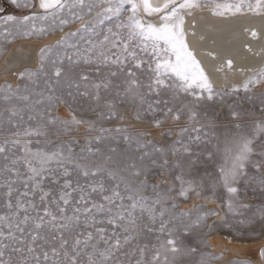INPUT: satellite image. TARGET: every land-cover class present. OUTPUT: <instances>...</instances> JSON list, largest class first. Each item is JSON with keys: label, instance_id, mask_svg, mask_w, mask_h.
Masks as SVG:
<instances>
[{"label": "snow or ice", "instance_id": "1", "mask_svg": "<svg viewBox=\"0 0 264 264\" xmlns=\"http://www.w3.org/2000/svg\"><path fill=\"white\" fill-rule=\"evenodd\" d=\"M8 3L29 12L0 15L3 43L63 31L72 21L80 27L66 32L55 44L40 48L38 67L19 73L21 80L34 86L30 89L25 85L26 94L11 84L0 88L10 105L5 109L7 129L0 120V207L6 209L0 214V264H161V257L163 264H192L190 258L199 252V244L192 242L205 235L204 229L210 234L223 225L237 235L258 229L264 236V91L258 95L252 91L264 84V68L241 86L216 89L189 46L188 35L195 32L186 29V24L195 28V13L205 9L221 18L264 16V0ZM2 13L5 8L0 7ZM77 35L83 43H70ZM250 36L258 39L259 33L251 30ZM227 67H232L230 59ZM92 73L102 78L94 80ZM241 87L246 101L259 100L261 118L257 121L252 109L232 102L228 105V125L218 135L216 108L223 107ZM102 91L114 95L112 101L105 102L107 112L99 113L98 119L111 118L114 102L129 98L139 101V111H144L156 128L185 116L197 122L202 118L205 123L191 129L197 134L189 133L187 142L182 136L167 150L154 147L157 158H151L153 152L149 151L134 156L133 152L147 148L151 141L126 128L115 130L124 133L126 149L121 150L116 141L107 144L105 152L92 147L93 139H88L87 147L76 153L72 149L76 141L62 138L72 137L82 126H87L89 133L97 130L96 120L86 114L101 107ZM148 96L155 99H146ZM14 100L22 101L23 107H17ZM36 105H43V110L36 111ZM61 107L67 111L66 118L57 115ZM26 111L28 121L35 120V124L25 127ZM33 138L40 146L33 148ZM105 139L95 137L94 141L98 145ZM213 140L214 149L208 147ZM208 165L213 166L211 171ZM157 169L165 181L178 169L175 181L179 187L174 184L157 192L158 186L151 183ZM149 187L156 192L155 199L144 194ZM218 188L226 190V202L217 195ZM94 193L100 194L103 203L93 198ZM194 197L220 199L224 216L204 205L194 204L188 210L181 207ZM253 198L259 206L251 203ZM212 217H219L218 223L210 225ZM154 232L160 234L158 239L163 237L158 246L150 248L139 242ZM253 257L235 264H264V246ZM197 264L207 262L201 256Z\"/></svg>", "mask_w": 264, "mask_h": 264}, {"label": "rangeland", "instance_id": "2", "mask_svg": "<svg viewBox=\"0 0 264 264\" xmlns=\"http://www.w3.org/2000/svg\"><path fill=\"white\" fill-rule=\"evenodd\" d=\"M0 7L5 8V13H2L0 15L5 14H15L17 16H21L24 14H27L29 12L28 9H15L14 7L10 6L8 3V0H0ZM108 22H106L107 24ZM80 27V23L76 21L70 22L68 25L64 26L63 31L57 30L52 34L45 35L42 37H32L28 39H16L11 44H6L0 41V46L3 47L4 51L0 52V62L4 59L5 55L7 54L8 50L13 46L21 43H35L38 45L37 47V53L35 57H32L31 61H28L27 64H25L23 67H21L19 70L11 69L9 72H7L6 75L1 74L0 75V88L5 87L8 84L12 85V88L15 90L17 87L20 88V94H26L24 93L25 85H28L27 80H21L19 78V73L21 71H24L25 69H35L38 67V59H39V51L40 48H42L45 45H53L56 43L57 40H59L66 32H75ZM102 38V37H101ZM52 41V42H51ZM83 43L81 41V38L79 35L72 37L70 39V43ZM4 56V57H3ZM3 58V59H2ZM85 71L87 69H84ZM106 71V70H105ZM92 78L94 80L101 79L102 77H97L95 73H92ZM143 81H146V77H141ZM116 83H122V80H117ZM42 86V85H41ZM28 87L31 89L32 85H28ZM234 88V87H233ZM217 89V88H216ZM83 90V89H81ZM231 90V89H227ZM146 91V90H145ZM257 95L264 91V84L257 85L252 90ZM3 92H0V120H3L5 122V128L7 129L6 120L8 113L5 111L6 108H8L10 105L7 104L3 99ZM113 93H104L102 91L103 100L101 102V107L97 109V112H89L86 114L87 118H90L92 120H96L95 128L97 130L91 131L90 133L86 131L87 126H82L78 132H75L72 134V137L64 136L63 140H69L73 139L76 141V143L72 144V149L76 153H80L81 149L87 147L86 141L88 139H93V145L92 147H100L103 151L106 152V145L107 144H115L116 141H119V148L121 150H124L127 148L126 143L123 140L124 133H118L115 130L117 128H126L129 133L135 135L137 133L141 134L145 140L151 141V143L147 146V148L141 149L139 152H133L134 156H139L144 151L153 152L154 147H164L166 150L170 148L173 143L177 140H180L183 136L184 142H187V137L189 133L192 136H195L197 133L194 131H191L193 128H200L205 121L201 118L198 122L190 120L187 116L183 117L179 122H173V121H166L162 127L156 128L154 126V123L150 120L149 117H146L144 111H139L140 104L138 100H131L129 98L123 99V102L116 100L115 107L113 110V114L111 118H105V119H98L99 113L107 112V108L104 107L105 102L112 101L113 100ZM121 95L123 96V92H121ZM244 92L241 87L240 92L236 95H233L229 98H227V102L223 107H217L216 111L219 113V118L217 120V134L220 135L223 133L225 126L228 125L230 116L229 112L230 109L228 105L232 102H236L238 105H240L243 108L252 109L253 117L259 121L261 118L260 113V103L258 99H254L252 101H246L244 99ZM33 100L37 99V97L33 96ZM146 99L154 100L155 97L148 96ZM16 103L17 107H23L22 101H13ZM144 108H147V105H144ZM43 105H36V111H42ZM139 112L140 119H137V114ZM34 114V113H33ZM28 115L29 113L26 111L24 114V120H25V127L28 124H35V120L28 121ZM57 115L61 117H67V111L63 107H61L57 113ZM111 129L110 132H100L99 129ZM188 128L189 132H184L183 129ZM15 129H12L14 131ZM171 132V135H166V133ZM6 134L10 135V132H6ZM95 137H105L106 139L102 141L100 144H96L94 141ZM110 137H115V140L107 139ZM3 137L0 136V139ZM35 139L33 138V148L38 147L40 145H37L35 143ZM48 147H51L49 145ZM134 147V146H133ZM179 147V145H177ZM203 147V145H201ZM210 148H215V141L213 140V143L208 145ZM17 155L21 154L19 150H14ZM151 158H157L156 154L153 152V156ZM169 159H173L171 155L169 156ZM0 163H3L2 160H0ZM145 163H148V158H146ZM212 165H208L209 171L212 170ZM179 170L174 169L172 174L167 175V179L165 181V177L161 176L159 174V170H155V175L151 180V183L156 184L157 192H163L172 187L174 184L178 188V182L175 181V175L178 174ZM91 182V181H89ZM47 183V182H46ZM85 181L83 178H81V184H84ZM21 190L23 188L21 187ZM217 195L224 198L223 202H226L227 199V192L223 188L216 189ZM121 192L123 193V185H121ZM58 195V192L56 193ZM146 196H148L150 199L156 198V192H153L152 188L149 187L147 191L144 193ZM74 196H77L76 193H73ZM251 192L248 193V196H251ZM78 198V196H77ZM93 198L99 202L103 203V200L99 193H94ZM36 202L39 203V197L35 198ZM127 203V201H125ZM251 203L255 206H259L258 200L256 198H253L251 200ZM194 204L204 205L206 209H216L220 211V216H224V210L222 209V201L217 198H210V199H202V198H193L191 200H188L187 202H182L181 207L185 210H188L192 208ZM6 211V209L0 207V214H3ZM219 217H212L209 219L208 223L211 225L213 223H218ZM236 219H241V217H237ZM109 227V234L111 233V228ZM156 227L158 228L159 225L157 223ZM205 235H203L198 241L192 242L194 245L199 244V252L196 256H193L190 258L192 264H197V262L200 260L201 256L206 260L207 264H228L229 261H233L234 264L237 261L247 259L249 257H253V254L251 256H244V257H238L233 254V251L230 250V247H241L246 248L247 250L250 249L253 252H256L257 249L264 246V236L259 235V230L255 231H245L243 235H237L234 233L233 230L229 229L226 226H219L211 230L210 234L209 229H204ZM160 234L158 232H154L152 234H148L147 236H144L140 239V243L149 244V247L151 248L153 245L158 246L159 243L163 241V237H158ZM187 243V241H186ZM212 257H220V259H213ZM148 259L151 258V253L147 256ZM254 258V257H253ZM161 264H163V257H161Z\"/></svg>", "mask_w": 264, "mask_h": 264}, {"label": "bare ground", "instance_id": "3", "mask_svg": "<svg viewBox=\"0 0 264 264\" xmlns=\"http://www.w3.org/2000/svg\"><path fill=\"white\" fill-rule=\"evenodd\" d=\"M194 19V29L186 24L189 33L195 32V35H188V43L214 88L225 90L241 86L253 73L264 68V16L221 18L205 9L196 12ZM251 30L259 33L258 39L250 36ZM246 46H250L251 51ZM37 47L30 42L13 45L0 62V75H6L11 69L19 70L31 61ZM229 59L231 68L227 67ZM230 250L241 258L255 253L247 247H230Z\"/></svg>", "mask_w": 264, "mask_h": 264}]
</instances>
